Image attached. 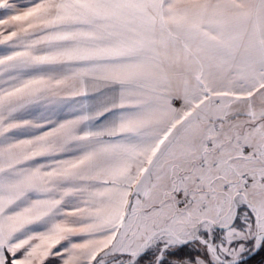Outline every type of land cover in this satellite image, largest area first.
<instances>
[{
    "label": "snow or ice",
    "instance_id": "obj_1",
    "mask_svg": "<svg viewBox=\"0 0 264 264\" xmlns=\"http://www.w3.org/2000/svg\"><path fill=\"white\" fill-rule=\"evenodd\" d=\"M262 254L264 0H0V264Z\"/></svg>",
    "mask_w": 264,
    "mask_h": 264
},
{
    "label": "trees",
    "instance_id": "obj_2",
    "mask_svg": "<svg viewBox=\"0 0 264 264\" xmlns=\"http://www.w3.org/2000/svg\"><path fill=\"white\" fill-rule=\"evenodd\" d=\"M262 255H264V254H262ZM259 258H260L259 256L256 257L257 260H258Z\"/></svg>",
    "mask_w": 264,
    "mask_h": 264
}]
</instances>
